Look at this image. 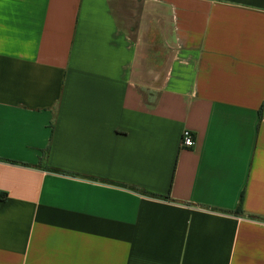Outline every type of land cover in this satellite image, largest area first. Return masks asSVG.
<instances>
[{
	"label": "crops",
	"instance_id": "1",
	"mask_svg": "<svg viewBox=\"0 0 264 264\" xmlns=\"http://www.w3.org/2000/svg\"><path fill=\"white\" fill-rule=\"evenodd\" d=\"M0 264H264V0H0Z\"/></svg>",
	"mask_w": 264,
	"mask_h": 264
},
{
	"label": "built area",
	"instance_id": "2",
	"mask_svg": "<svg viewBox=\"0 0 264 264\" xmlns=\"http://www.w3.org/2000/svg\"><path fill=\"white\" fill-rule=\"evenodd\" d=\"M195 144V138L189 129H184L180 137V146L182 148H191Z\"/></svg>",
	"mask_w": 264,
	"mask_h": 264
},
{
	"label": "trees",
	"instance_id": "3",
	"mask_svg": "<svg viewBox=\"0 0 264 264\" xmlns=\"http://www.w3.org/2000/svg\"><path fill=\"white\" fill-rule=\"evenodd\" d=\"M45 154H46V151H44L43 156H42V160L40 161V166H42L43 168H47V166H46V164H45V162L43 160ZM151 195L155 196L154 194H151ZM242 198H243V193L241 192V194L239 196L238 206H237V208L235 210V212L238 213V214H242V210L240 208V205H241V202H242Z\"/></svg>",
	"mask_w": 264,
	"mask_h": 264
}]
</instances>
